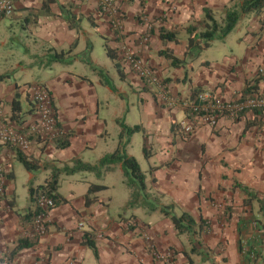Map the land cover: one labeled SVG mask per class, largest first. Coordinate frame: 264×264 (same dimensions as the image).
<instances>
[{"label": "crops", "instance_id": "crops-1", "mask_svg": "<svg viewBox=\"0 0 264 264\" xmlns=\"http://www.w3.org/2000/svg\"><path fill=\"white\" fill-rule=\"evenodd\" d=\"M46 1L18 0L14 14L0 17V77L7 76L0 82V115L11 118L16 96L27 111L29 88L42 84L51 91L60 136L70 145L58 149L55 141L34 140L26 154L40 160L41 169L33 173L20 162L18 149L0 143V170L7 174L0 200V261L26 237L30 224L23 217L31 205L30 187L43 185L53 170L73 168L76 160L98 166L117 150L120 110L107 117L111 97L118 103L121 96L120 87L110 83L114 71L142 101L140 123L133 127L143 132V154L149 155V169L141 168L147 198L141 194L138 204L129 206L135 188L127 185L122 164L87 178L62 173L58 192L65 203L47 216L48 231L39 243L11 264H158L149 243L164 255L173 253L174 264H190L188 255L194 264H264V116L247 109L238 121L224 118L216 128L201 126L190 136L173 131L186 118L184 104L194 90L234 101L257 85L259 73L264 74V12L242 17L234 31L245 22L240 29L245 33L236 48L220 49L216 59L198 57L187 67H175L163 53L185 59L187 29L203 21L206 8L220 19L232 0H117L121 34L101 13V0H53L47 6ZM162 28L174 32L178 42H163ZM146 36L150 39L144 44ZM226 41H214L206 51ZM237 47L245 51L238 54ZM125 48L158 73L167 96L179 104L168 107L159 88L147 87L122 65L118 70L108 49L119 55ZM62 52L63 60L52 63ZM257 91L264 96V80ZM35 119V113L28 114L26 125ZM255 120L257 125L246 130ZM131 140L127 153L134 157L128 152ZM91 185L106 189L93 194L95 202L86 206ZM19 186L27 191L21 202ZM152 197L160 206L173 205L177 215L190 214L198 223L197 234H180L170 218L154 209ZM202 220L209 224L203 232L198 231ZM86 232L93 236L98 257L83 244Z\"/></svg>", "mask_w": 264, "mask_h": 264}, {"label": "trees", "instance_id": "trees-1", "mask_svg": "<svg viewBox=\"0 0 264 264\" xmlns=\"http://www.w3.org/2000/svg\"><path fill=\"white\" fill-rule=\"evenodd\" d=\"M52 1L53 0L46 1L45 5L47 6L48 3ZM232 3H234V5L228 8L226 13L223 14V16L220 19L216 17V15L211 9L206 8L203 21L199 22L196 25H191L187 29L188 45H187L185 59L183 60L178 59L172 54V52H167V51L164 52L163 55L172 61L173 66L187 67V64L197 59L200 56V54L204 50L208 49L214 41H221L224 40L226 37H228L237 27L243 16L249 14L260 15L264 12V0H232ZM160 38L162 39L163 42H169V41H173L176 43L178 42L177 35L174 32L168 31L164 28H162L161 30ZM108 55L110 56L111 59L117 61V67L118 70L120 71V67L122 64L121 61L119 60L118 55L113 50L110 49H108ZM64 56H65L64 52L60 54H56L52 58V63L62 61ZM259 75L260 78H257L255 80V83H257V85L262 80H264V74L260 72ZM187 77H188V72L186 73L184 80H186ZM6 78L7 76H1L0 82H3ZM257 85H252L249 89H247L246 90L247 93L244 94L243 99L248 98V95L254 96L258 94L259 91H257ZM201 92H204V90L202 89L194 90L192 100L196 99L198 94H200ZM26 98L29 105V109L27 111L24 109V104L20 96H16V98L14 99L11 105L12 115L9 121L17 124L20 127H24L26 125V118L28 114L35 113V106L30 99V94H28ZM255 111L256 113L264 116V110H255ZM118 123L122 127V132L119 136L118 148L114 153L105 156L100 161L98 166H91L82 163L80 160H76L73 168L66 167L64 170H53L51 177L46 181L45 184L37 187H30L29 191L31 197V205L27 209L23 217V221H26L29 224H31L34 218L43 212V210H41L40 208H35L37 197L41 195H46L47 197L53 199L56 204V207L62 203H65L64 198L60 196L58 192L59 176L62 173L74 174L80 171L101 173L102 170H100L99 172V169L101 167H106V166L109 167L111 165L122 164L127 185L132 189L135 188V190L132 193V200L129 203V206L132 208L135 207L136 204H138L139 202V196H141V194H143L144 197L147 198V195L145 194V192L147 191L146 175L141 170L138 161L134 157L129 156L127 153V147L130 144L131 136L135 132L140 131L141 129L140 127L137 126L129 127L125 125L124 122H120V120ZM253 125H257V120L253 121L250 124H247L246 130ZM173 131L176 135H181L185 137V135L181 132L178 124L173 125ZM37 141L42 142V140L39 139H37ZM55 142H56V147L58 149H64L70 145L68 140L61 138V136L60 138L56 139ZM146 157H149L147 152H146ZM18 158L29 172L35 173L41 169L40 160L31 158L26 153L20 150H18ZM104 189H106V187L104 186L91 185L89 188L88 195L86 196V206H90L92 203L95 202V199L92 198L93 194L102 191ZM243 191L252 198V194L248 190L244 189ZM3 198L4 196L1 199ZM152 199L153 201H151V203L154 205V209L160 210L166 217L170 218L176 230L180 234L183 233H188L192 235L197 234L195 227L198 225V223L190 214L182 213L181 215H177L175 212V207L173 205L160 206L159 201L157 199L153 197ZM10 206L12 208L15 207L14 200L10 202ZM48 226L49 225L47 224V229ZM208 227L209 224L204 220H202L200 222L198 231L203 232ZM131 228L133 229V227ZM40 239L41 238H28V237L21 238L17 242L15 248L10 253L5 255V257H3L0 262L2 263L5 260H7L8 264H11V262L14 261L15 257L21 251L25 249L34 248L39 243ZM83 244L91 248L98 257V249L96 243L93 240V236L91 233L86 232L84 234ZM254 256H256V254ZM188 257H189V263L194 264L190 255H188Z\"/></svg>", "mask_w": 264, "mask_h": 264}, {"label": "built area", "instance_id": "built-area-1", "mask_svg": "<svg viewBox=\"0 0 264 264\" xmlns=\"http://www.w3.org/2000/svg\"><path fill=\"white\" fill-rule=\"evenodd\" d=\"M18 0H0V17L14 14ZM117 0H101L100 10L103 15L111 18L113 29L121 34L123 31L122 15L116 8ZM150 37L144 38V44L149 42ZM119 60L123 68L135 72L149 88H159L162 91L163 100L168 107L173 108L179 101L168 97L164 90V83L160 80L158 73L146 65L139 54L131 49L125 48L119 52ZM30 99L35 106L36 119L24 127L5 120L0 115V143L12 146L24 153L29 152L31 144L37 139L52 142L60 137L57 112L54 107L51 91L42 84H36L29 88ZM188 108L186 118L178 125L185 136L193 134L198 127L207 126L216 128L221 119H228L232 122L238 121L247 109L264 110V96L256 95L246 99L227 101L213 91H204L198 94L196 99L185 103ZM7 174L0 170V200L5 195ZM35 208L43 210L30 224L27 233L28 238H41L48 229L46 218L56 208L53 199L46 195L37 197ZM134 227V222L127 224ZM81 227H84L82 224ZM150 252L158 264H174V254H162L153 244L149 243ZM3 264H8L5 260Z\"/></svg>", "mask_w": 264, "mask_h": 264}, {"label": "rangeland", "instance_id": "rangeland-1", "mask_svg": "<svg viewBox=\"0 0 264 264\" xmlns=\"http://www.w3.org/2000/svg\"><path fill=\"white\" fill-rule=\"evenodd\" d=\"M244 27H245V22L242 27L240 26L230 36L227 37L226 42H217L213 45V47L210 50L203 51L199 56V57H202L201 60H204L207 57H210V58L212 57V59L218 58L220 56L219 50L222 48H225V49L236 48V44L239 42L240 38H242L243 34L245 33V32L243 33L240 32V29H243ZM244 46H245V43H244ZM237 51H238V54H241L245 51V47L243 49H239V47H237ZM164 76L167 77V74H164ZM110 83L112 86H116L117 89H119L118 87H120L121 96H120V102L118 103H115L114 99H112L111 97L110 102L113 108L110 110L109 113H107L108 114L107 117H109L110 119L112 117L113 110L119 109L120 110V122H124L125 125L129 127H133L134 125L140 123L139 121H140V113H141V108H142V101L141 99L138 98L136 94L132 92L129 82H124L121 75L119 79L118 74L116 75L113 71L111 72ZM137 92L140 93L139 90ZM121 132H122V127L120 125V134ZM131 138L132 140L131 139L130 140L132 143L128 149V152L132 154L134 157H136V159H138L142 170H148L149 164L147 161V157L145 156L146 154L145 155L143 154V146H142L144 142L143 132L137 131L131 136ZM114 140H115V143L119 142V140L116 137H114ZM112 144H113L112 141L109 142L110 146H112ZM43 159L45 160V157ZM100 170H107V169H105V167H101L99 169V172ZM97 174L98 172H93V173L89 171L79 172V176H82L84 178H87V176L93 177V176H96ZM26 193L27 191L24 188H22V186H19L17 194L20 197V202L24 199V196H26ZM130 210L131 208H129L128 213ZM1 264H3V262Z\"/></svg>", "mask_w": 264, "mask_h": 264}, {"label": "bare ground", "instance_id": "bare-ground-1", "mask_svg": "<svg viewBox=\"0 0 264 264\" xmlns=\"http://www.w3.org/2000/svg\"><path fill=\"white\" fill-rule=\"evenodd\" d=\"M18 2V1H17Z\"/></svg>", "mask_w": 264, "mask_h": 264}]
</instances>
